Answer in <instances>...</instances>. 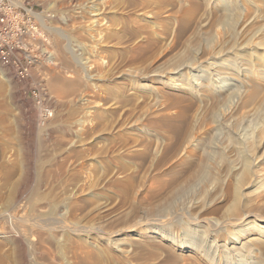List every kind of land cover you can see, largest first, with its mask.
I'll use <instances>...</instances> for the list:
<instances>
[{
    "label": "rangeland",
    "instance_id": "rangeland-1",
    "mask_svg": "<svg viewBox=\"0 0 264 264\" xmlns=\"http://www.w3.org/2000/svg\"><path fill=\"white\" fill-rule=\"evenodd\" d=\"M13 1L40 60L0 64V264H247L222 244L264 221V0Z\"/></svg>",
    "mask_w": 264,
    "mask_h": 264
},
{
    "label": "built area",
    "instance_id": "built-area-1",
    "mask_svg": "<svg viewBox=\"0 0 264 264\" xmlns=\"http://www.w3.org/2000/svg\"><path fill=\"white\" fill-rule=\"evenodd\" d=\"M35 11L13 0H0V64L12 69L16 78L28 81L31 69L39 63V49L29 39L36 30ZM36 96V91L33 89Z\"/></svg>",
    "mask_w": 264,
    "mask_h": 264
},
{
    "label": "bare ground",
    "instance_id": "bare-ground-1",
    "mask_svg": "<svg viewBox=\"0 0 264 264\" xmlns=\"http://www.w3.org/2000/svg\"><path fill=\"white\" fill-rule=\"evenodd\" d=\"M37 16L39 15V13H35ZM94 16H99V13L96 12L93 14ZM260 43V42H259ZM258 45V43H256ZM264 44V43H263ZM261 44H259L258 46H260ZM242 49V48H241ZM264 49V48H263ZM252 52V51H251ZM264 56V55H263ZM227 60V59H225ZM237 60V58H236ZM253 60V59H252ZM264 60V59H263ZM221 64V63H220ZM214 65V64H212ZM217 65V64H216ZM215 66V65H214ZM213 68V67H212ZM216 68V67H215ZM218 68V67H217ZM177 70V68H176ZM224 70V69H223ZM174 71V70H173ZM180 71V70H179ZM263 78V77H262ZM193 79V78H192ZM193 83V82H192ZM198 83V82H197ZM223 84V86L225 85V81L221 79V82L220 84ZM219 84V87H222L221 85ZM230 93V92H229ZM228 97V96H227ZM262 119V118H261ZM262 121V120H261ZM262 123V122H261ZM262 129V128H261ZM263 135V134H262ZM260 137V136H259ZM246 146V145H245ZM246 148V147H245ZM249 149V147L247 148ZM242 151V150H241ZM248 151V150H247ZM244 155V154H243ZM257 157V156H256ZM205 167V166H204ZM245 171L243 173V175L241 176L240 178V182L243 183L247 178H248V175H250V169H251V164H250V160L248 157H245ZM203 169V168H202ZM243 169V170H244ZM241 173V174H242ZM204 175V173H202ZM257 178V177H256ZM259 179V178H258ZM192 183V182H191ZM191 185V184H190ZM189 186V185H188ZM261 186V185H260ZM258 186V187H260ZM263 186V185H262ZM187 190V189H186ZM256 191V190H255ZM235 192V191H234ZM236 196L239 197L241 195V186H238V188L236 189ZM171 204V203H170ZM242 217V216H241ZM242 221V220H241ZM197 226V224H196ZM192 237H196L195 235H197L196 233L201 231V235L202 237H207L206 235H208L207 231L205 230H198L197 227L195 228H188L187 229ZM253 230L256 231V234H253ZM245 235V236H244ZM247 235V237H246ZM263 236H264V221L263 220H260V221H257V220H252V221H248V222H245L244 224L241 225V227L237 230H234L231 232V236H229V240L225 242V244H222V246L225 248L224 250V254L227 256L228 254H231V252L235 253L236 256L238 257V259L245 261L247 264H255V259L253 260V257L255 258V253L253 252V248L252 246L255 244V243H258V241L260 240H263ZM189 239V238H188ZM199 239V238H198ZM216 241V242H215ZM201 245L199 244V247L201 249H203V252L206 254V255H210L211 258L212 257V254L215 256V259L217 258V254H218V249L220 250L221 248V245L218 246V243H217V238H215L213 241H211V243L207 244V240H202L201 241ZM180 247H185V244H187L186 242H181L180 243ZM197 244V243H196ZM259 245V244H258ZM204 246H207L209 248H205ZM256 246V245H255ZM204 247V248H202ZM254 247V246H253ZM212 251V254L211 252ZM219 255V254H218ZM225 257V256H224ZM240 257H244V258H240ZM228 258V257H227ZM212 261V260H211ZM241 262V263H242ZM261 262V260H260Z\"/></svg>",
    "mask_w": 264,
    "mask_h": 264
}]
</instances>
